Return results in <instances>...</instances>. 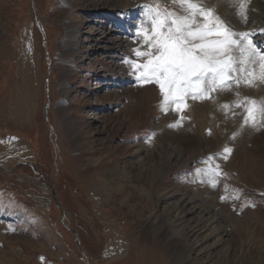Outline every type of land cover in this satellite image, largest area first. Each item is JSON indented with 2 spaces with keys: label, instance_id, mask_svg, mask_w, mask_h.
<instances>
[{
  "label": "rangeland",
  "instance_id": "1",
  "mask_svg": "<svg viewBox=\"0 0 264 264\" xmlns=\"http://www.w3.org/2000/svg\"><path fill=\"white\" fill-rule=\"evenodd\" d=\"M144 5L157 0H0V264H264V121L245 124L227 97L215 108L229 118L211 126L194 113L207 100L164 110L159 87L125 62L146 59L132 51L146 50ZM177 8L159 0L162 13ZM106 32L121 43L112 54ZM253 83L229 92L253 88L260 102L264 81ZM19 96L24 108L7 115L1 103ZM216 165L219 176L208 171ZM201 216L224 236L201 223L191 232Z\"/></svg>",
  "mask_w": 264,
  "mask_h": 264
},
{
  "label": "snow or ice",
  "instance_id": "2",
  "mask_svg": "<svg viewBox=\"0 0 264 264\" xmlns=\"http://www.w3.org/2000/svg\"><path fill=\"white\" fill-rule=\"evenodd\" d=\"M172 3L178 8L168 13L159 11V0L156 8L142 6L146 19L137 28V34L144 37L139 43L145 45L146 50L134 48L132 51L146 59L139 64L125 61L135 70L134 74L139 73V83H155L159 87L164 110L175 105L176 111L183 112L189 107L188 99L213 100V94L233 91V84L237 88L241 83L251 86L257 66L259 79L264 81V54L257 51L249 32L234 30L232 24L217 13L222 0H216L213 7L205 6L204 0H172ZM249 3L250 0H227L243 23L248 20L246 5ZM236 94L239 96L238 92ZM235 106L244 107L245 124L255 126L258 116L264 121V100L257 102L245 96L243 102ZM183 119L182 116L169 127H176ZM231 151L224 148V153ZM213 159L209 156L202 163L208 164ZM208 171L214 176L221 174L219 165Z\"/></svg>",
  "mask_w": 264,
  "mask_h": 264
},
{
  "label": "bare ground",
  "instance_id": "3",
  "mask_svg": "<svg viewBox=\"0 0 264 264\" xmlns=\"http://www.w3.org/2000/svg\"><path fill=\"white\" fill-rule=\"evenodd\" d=\"M204 5L205 6H208V7H213V6H215L216 5V0H204ZM131 6V5H130ZM126 7H127V4H126ZM246 7L249 9V11H248V13H247V15H248V20H247V22L246 23H243V22H241V19L238 17V16H236L235 15V11H236V9L235 8H230L229 6H228V4H227V0H222V3L219 5V7L217 8V13L220 15V16H222L224 19H226L227 21H229L231 24H232V26H233V28H234V30H236V31H247V32H249L251 35H250V39H251V41H252V43L254 44V46H255V48L257 49V51L258 52H260V53H262V51H260V49H259V46L261 47V43H263L262 42V39H264V31H261V29H264V0H250V3L249 4H247L246 5ZM118 8H120V6L118 7ZM114 9V8H113ZM124 9V6L122 7V10ZM99 10L100 9H98V8H94L93 9V11H95L96 13L97 12H99ZM121 10V11H122ZM103 11V10H102ZM94 12V13H95ZM255 14H259V18H256L255 17ZM101 23H104V22H101ZM70 24V23H69ZM106 24V23H105ZM69 34H71L72 36L71 37H75V31H70L69 32ZM107 34H110V32H106V33H104L102 36V39L104 40V43L108 46V48H109V54H112L111 52L112 51H115V50H118L119 48H120V40L118 41V40H112L111 38H109L108 37V35ZM95 35H98V34H93V36L91 37L92 38V40L94 41V39L96 38L95 37ZM259 35H262L263 36V38H261L260 37V40H259ZM77 38V37H76ZM77 40V39H76ZM67 41V40H66ZM92 42V41H91ZM72 44V43H71ZM80 44V43H79ZM95 44V43H94ZM28 45V44H27ZM105 45V46H106ZM25 46H26V44H25ZM78 46V45H77ZM104 46V47H105ZM122 46V45H121ZM72 47V46H71ZM104 49V48H103ZM28 47H26V57L28 56ZM120 53V52H119ZM114 54V53H113ZM116 55V54H115ZM120 55V54H119ZM29 57V56H28ZM126 57V56H125ZM22 58H24V57H22ZM32 59V58H31ZM117 59V58H116ZM28 59H24L23 61H22V63L20 64V69L23 71H25L24 72V75H22V82H23V84H25V83H29L30 81H29V79H28V76H27V71H28V61H27ZM20 61V60H19ZM31 61V60H30ZM21 70H20V72H21ZM65 71H67V70H65ZM22 73V72H21ZM62 75H64L65 74V72H63L62 70H61V72H60ZM67 73V72H66ZM259 73H260V69H259V67L257 66L256 67V78L253 80V81H255V80H257V81H259L260 79H259ZM62 79V78H61ZM249 79H253V78H249ZM31 81H33V79H31ZM262 81V80H261ZM60 83H61V81H60ZM255 83V82H254ZM254 83L252 84V85H254ZM257 83V82H256ZM67 81H64V82H62L61 83V88H60V90H59V92L58 93H60V95L63 97H65L66 96V94H67V92H68V87H67ZM257 85H262V84H260V83H257ZM69 86V85H68ZM244 86H245V84H244ZM253 87V86H252ZM255 87H257V86H255ZM261 89V88H260ZM58 90V89H57ZM258 90V89H257ZM263 89H261V91H262ZM241 91H243L244 92V94L245 95H249L250 94V92H254V89L252 88V89H248V88H242V89H240V92ZM250 91V92H249ZM260 91V92H261ZM18 92V91H17ZM239 92V93H240ZM242 92V93H243ZM259 92V93H260ZM69 93V92H68ZM11 94V93H10ZM120 94V93H119ZM256 94H258V92L256 93ZM5 95V94H4ZM214 95V99H216L215 101H212V103H211V101L210 102H208V100H207V102L205 101V102H203L201 105H199L198 106V108L196 109H194V113H195V115H196V117L197 118H199V120H201V121H205L204 122V124L206 123V124H208V125H212V123H215V121H217V118H219L218 116H220L221 115V117L223 118V120H225V119H227V118H229V114H222V113H220V114H217L218 112H217V110H216V108L215 107H217V105L218 104H220V102L221 101H223L224 100V98L225 97H227L228 98V100H235L236 102H235V104L237 103V102H239L240 101V96H235L234 95V93L232 94V93H230L229 91L228 92H224V93H222V94H213ZM232 95H234V96H232ZM241 95H243V94H241ZM118 96V95H117ZM254 96V95H253ZM249 97H250V95H249ZM252 97V96H251ZM255 98V97H254ZM20 99H21V97L19 96V97H17L14 101H12L13 100V98H10V100H9V102L8 103H1L2 104V106H4V109H5V112H6V114L7 115H13V113H16V112H19V111H21L23 108H24V106L21 104V102H20ZM258 99H260L259 97H258ZM258 99H256V100H258ZM61 100V99H60ZM243 100V99H242ZM254 100V99H253ZM261 100H264V99H260V101ZM59 101V100H58ZM68 101V100H67ZM118 101V100H117ZM227 101V100H226ZM224 102V101H223ZM231 102V101H230ZM58 105V107H57V113L58 114H60L61 115V117H63V125H64V129H69L70 130V128H71V130L70 131H72V134H71V137L73 138V139H75L76 138V136H75V133H76V131L75 130H73V121H72V119L70 118V116H69V114H68V112H67V110L65 109V103H63L62 101H59L58 103H57ZM68 105V104H67ZM222 105V104H221ZM235 107V109H236V106L235 105H233L232 104V106L231 107ZM233 107V108H234ZM219 108H222V107H219ZM232 108V109H233ZM225 109V108H224ZM229 108H226V110H228ZM241 109H243V108H241ZM191 110V109H190ZM224 111V110H223ZM234 111V110H233ZM232 111V112H233ZM97 112V111H96ZM236 112H237V110H235L233 113H235L236 114ZM98 113V112H97ZM100 114V113H99ZM185 114H186V112H185ZM187 114H188V112H187ZM96 116V115H95ZM98 116V115H97ZM96 119H95V121H97L98 123H101V125H103V124H105V122L103 121V118H102V115L98 118V117H95ZM221 119V118H220ZM96 122V123H97ZM218 122V121H217ZM223 122V121H222ZM232 122V121H231ZM237 122V121H236ZM192 123V122H191ZM226 123V122H225ZM235 123V122H234ZM203 124V125H204ZM230 124V123H229ZM194 125V124H193ZM209 126V127H210ZM213 127V126H212ZM215 127V126H214ZM220 129V128H219ZM100 164V163H99ZM103 164V163H102ZM102 164H100V165H102ZM100 165H96V167H98V166H100ZM92 166V165H91ZM101 172H102V170H101ZM101 172H99V173H101ZM97 178H98V176H97ZM99 178H100V176H99ZM115 179V181H116V178H114ZM98 180V179H97ZM118 182V181H117ZM117 182H116V184H117ZM111 190V189H110ZM119 190V189H118ZM140 190V192H141V195L143 196V200H144V195H148L149 193H148V191H147V193H146V189L145 190H141V188L139 189ZM133 192V191H132ZM139 194V193H138ZM133 195V194H132ZM136 196H138V195H136ZM147 200V199H146ZM146 202V201H145ZM148 202V201H147ZM146 202V203H147ZM149 204V203H148ZM118 205V204H117ZM117 209V208H116ZM206 210V214H210L211 215V208H206V209H204L203 211H205ZM202 211V212H203ZM202 217V216H201ZM136 220V219H135ZM200 222H197L198 223V226L196 225V226H194L193 228H191L190 229V231L191 232H197L196 230L198 229V227H199V225H201L203 228L202 229H204V231L205 230H207V231H210V233L211 234H216L218 237L220 236V234L222 235V236H224V232H225V230H223L224 228H221L220 227V222H217L218 223V226L214 229V226L213 227H211V229H209V227H206V225H205V222L207 221V219L205 220V218L203 219V217L202 218H200V219H198ZM211 222L213 223V220H211ZM199 223H201V224H199ZM212 223H211V225H212ZM200 226V227H201ZM214 229V230H213ZM219 229H221V231L218 233V230ZM241 235V234H240ZM125 238V237H124ZM134 243V242H133ZM157 243V242H156ZM223 244H224V242H223ZM158 247V246H157ZM145 250V249H144ZM152 250V249H151ZM161 255V254H160ZM155 257V256H154ZM180 260V259H179ZM178 260V261H179ZM180 263H181V260H180Z\"/></svg>",
  "mask_w": 264,
  "mask_h": 264
},
{
  "label": "crops",
  "instance_id": "4",
  "mask_svg": "<svg viewBox=\"0 0 264 264\" xmlns=\"http://www.w3.org/2000/svg\"><path fill=\"white\" fill-rule=\"evenodd\" d=\"M57 260V259H56ZM55 261H49V260H47L44 264H56V263H54Z\"/></svg>",
  "mask_w": 264,
  "mask_h": 264
}]
</instances>
